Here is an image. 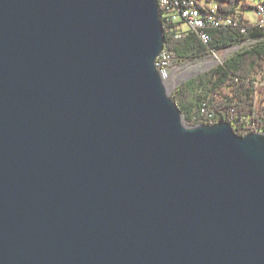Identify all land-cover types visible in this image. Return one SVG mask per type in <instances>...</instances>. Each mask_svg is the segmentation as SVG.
Listing matches in <instances>:
<instances>
[{
  "label": "water",
  "instance_id": "95a60500",
  "mask_svg": "<svg viewBox=\"0 0 264 264\" xmlns=\"http://www.w3.org/2000/svg\"><path fill=\"white\" fill-rule=\"evenodd\" d=\"M158 0H0V264H264V131L190 126Z\"/></svg>",
  "mask_w": 264,
  "mask_h": 264
},
{
  "label": "trees",
  "instance_id": "16d2710c",
  "mask_svg": "<svg viewBox=\"0 0 264 264\" xmlns=\"http://www.w3.org/2000/svg\"><path fill=\"white\" fill-rule=\"evenodd\" d=\"M196 1L199 4H217L218 15L233 17L238 24L209 29L212 38L208 44L193 29L177 38L164 24L165 50L170 52L175 62L194 60L250 38L264 37V26L253 23L243 14L247 9L258 10L264 0L258 4L250 0ZM262 71L264 40L231 54L219 66L181 82L175 88L173 97L190 126L227 121L239 135L246 131H261L264 129V77L259 78L258 74Z\"/></svg>",
  "mask_w": 264,
  "mask_h": 264
},
{
  "label": "built area",
  "instance_id": "2783aa9c",
  "mask_svg": "<svg viewBox=\"0 0 264 264\" xmlns=\"http://www.w3.org/2000/svg\"><path fill=\"white\" fill-rule=\"evenodd\" d=\"M163 18V24L168 26L169 31L175 33L176 37L183 36L184 32L193 29L201 37L204 43H210L211 34L208 32L211 28L234 27L238 20L233 17H223L218 15V5L203 2L199 4L196 0H158ZM260 20L259 26H264V3L259 4L257 10ZM185 25L186 27H183ZM245 32V28H242ZM162 78L168 81L172 76V69L179 68L168 50L160 53L157 61ZM261 131H264L261 130ZM249 131H246V133Z\"/></svg>",
  "mask_w": 264,
  "mask_h": 264
},
{
  "label": "rangeland",
  "instance_id": "374dc122",
  "mask_svg": "<svg viewBox=\"0 0 264 264\" xmlns=\"http://www.w3.org/2000/svg\"><path fill=\"white\" fill-rule=\"evenodd\" d=\"M250 1L254 2V4H258L260 2V0H250ZM243 14L247 19L253 21V23H257L260 20V16L256 9L251 8V9L244 10ZM183 27H186V26L183 25ZM260 40H264V37H261L260 39L250 38L240 43H235L227 48L220 49L219 51L211 52L208 55L206 54L205 56L194 59V60L191 59V60H186L182 62L176 61V65H178L179 68L177 69L173 68L171 78L165 82L169 89L170 94L173 95L175 88H177L181 82L187 80L190 77L192 78L193 76L200 74L204 71H208L211 68L219 66L231 54H234L235 52H238L250 45H254ZM211 61H214V62H211ZM258 77L259 78L264 77V72L263 71L260 72L258 74ZM185 122L187 123L186 120ZM197 124H200V123H195V125ZM205 124H209V123L205 122Z\"/></svg>",
  "mask_w": 264,
  "mask_h": 264
},
{
  "label": "bare ground",
  "instance_id": "6f19581e",
  "mask_svg": "<svg viewBox=\"0 0 264 264\" xmlns=\"http://www.w3.org/2000/svg\"><path fill=\"white\" fill-rule=\"evenodd\" d=\"M211 62H214V61H211Z\"/></svg>",
  "mask_w": 264,
  "mask_h": 264
}]
</instances>
